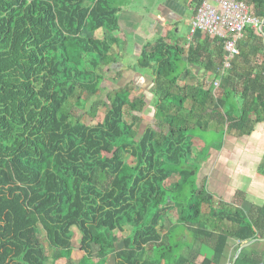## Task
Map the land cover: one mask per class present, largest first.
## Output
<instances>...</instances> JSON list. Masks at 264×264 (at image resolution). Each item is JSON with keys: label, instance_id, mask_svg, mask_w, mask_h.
<instances>
[{"label": "trees", "instance_id": "obj_1", "mask_svg": "<svg viewBox=\"0 0 264 264\" xmlns=\"http://www.w3.org/2000/svg\"><path fill=\"white\" fill-rule=\"evenodd\" d=\"M241 1L264 19V0ZM117 13L114 0H0V264L69 257L73 226L84 251L77 264H106L110 254L114 264H219L230 238H264V207L255 216L218 208L204 217L212 201L197 173L207 153L195 156L191 141L211 123L238 134L264 124V30H252L251 46L239 44L221 75V39L215 51L190 45L187 62L204 58L214 72L191 86L178 83L181 47L159 39L144 49L139 65L153 70L155 127L138 135L146 101L123 88L107 95L101 122L84 124L75 113L86 109L81 94L102 89L101 66L117 58ZM256 55L255 72H237ZM234 264H264V251L243 250Z\"/></svg>", "mask_w": 264, "mask_h": 264}, {"label": "crops", "instance_id": "obj_2", "mask_svg": "<svg viewBox=\"0 0 264 264\" xmlns=\"http://www.w3.org/2000/svg\"><path fill=\"white\" fill-rule=\"evenodd\" d=\"M114 3L118 8V28L114 32L117 38L114 52L117 58L111 61V65H114L112 70L117 76L118 89L127 90L130 96L132 93V97L143 95L146 101L144 112L149 108V112L154 114L155 100L151 94L153 70L141 67L139 59L142 51L149 50L159 39H165L168 44L177 45L183 50L182 70L178 77L181 86L206 83L213 79L214 72L206 69L204 58L196 64L186 60L188 48L192 44L203 43L208 51H215L219 46L211 36L204 43L206 33L202 31L193 34L189 32L194 9L191 0H135L134 3L114 0ZM252 30H245L239 42L241 47L246 49L251 46L255 36ZM261 60L260 55L252 56L251 62L245 66L239 65L237 72L249 68L255 72ZM218 74H222L221 70ZM214 88L218 95V87ZM208 137L212 138L211 141ZM191 141L195 156L200 157L203 148L207 153L203 161H199L197 173L198 186L204 187L212 201L210 208L209 205L203 206L204 217L218 208L240 209L245 214L255 216L264 207V124L256 122L250 133L238 134L234 130H221L220 126L211 123L210 130H197ZM240 245L238 239L230 238L219 264H232ZM243 250L245 253L264 251V242L256 241L244 247L240 253ZM199 252L206 257L212 256V250L205 244L199 247Z\"/></svg>", "mask_w": 264, "mask_h": 264}, {"label": "built area", "instance_id": "obj_3", "mask_svg": "<svg viewBox=\"0 0 264 264\" xmlns=\"http://www.w3.org/2000/svg\"><path fill=\"white\" fill-rule=\"evenodd\" d=\"M264 19L250 11L241 0H202L193 9L189 32L202 31L211 37L222 40L223 56L221 73L229 69L233 59L239 54V42L247 28H263ZM219 80L214 81L218 87Z\"/></svg>", "mask_w": 264, "mask_h": 264}, {"label": "rangeland", "instance_id": "obj_4", "mask_svg": "<svg viewBox=\"0 0 264 264\" xmlns=\"http://www.w3.org/2000/svg\"><path fill=\"white\" fill-rule=\"evenodd\" d=\"M125 2H129V3H134L135 0H125ZM95 32L94 37H101L102 35L98 32H100L99 30H94ZM85 34V33H84ZM92 35V34H90ZM93 36V35H92ZM108 62V61H107ZM112 62H109L107 64H103L101 66V71L104 75V80L102 82V89L95 95L92 96L90 98H87L85 94H81L82 98L86 99V109L82 110L79 108H76L75 113L76 115L79 117L80 121L83 122L84 124L87 125H95L99 122L102 121L103 116H104V112L106 109V104L108 103L107 100V95L114 91L117 88V76H115L114 71L112 70V67L114 65H111ZM132 97V93L131 96ZM74 103V100L72 101ZM106 104H104V103ZM93 106L96 107V112L95 114L92 116L89 112V107ZM150 109L147 108V110H145V112H143V115L139 116L141 121L138 123L137 126V131H138V135L140 133H142V131L144 130L145 127L147 126H154L155 127V121L152 118V112H149ZM210 138V137H208ZM212 138H210L209 140L211 141ZM128 163L133 164L131 159L127 160ZM172 180H174V177L171 178ZM169 225V220L165 219V227ZM90 229L93 231V233H95L94 228L92 226H90ZM71 231H72V242H73V247L72 250L70 252L69 257H65V258H59L56 259L52 262H50V264H77L79 262V260H81L84 256V251H82L79 248V241H80V234L77 230L76 227H71ZM117 236H121L125 235L128 233V229L125 228V232L121 233L119 231H115L114 232ZM39 235V239L43 241L44 243V248L46 251L50 252L49 246L47 244V241L45 240V234L44 232L40 229L38 232ZM97 246L92 245V251L95 254L96 250H97ZM106 264H114V257L112 254L107 256V260H106Z\"/></svg>", "mask_w": 264, "mask_h": 264}, {"label": "water", "instance_id": "obj_5", "mask_svg": "<svg viewBox=\"0 0 264 264\" xmlns=\"http://www.w3.org/2000/svg\"><path fill=\"white\" fill-rule=\"evenodd\" d=\"M259 31H262V27H259ZM256 241H264V238H256V239H253V240H250V241H247V242H243V243H241V245H240L239 248H238V252L236 253V255L234 256V258H233V260H232V264L235 263V260H236V258H237V256H238V254L240 253V251H241L244 247H246V246H248V245H250V244H252V243H254V242H256Z\"/></svg>", "mask_w": 264, "mask_h": 264}]
</instances>
